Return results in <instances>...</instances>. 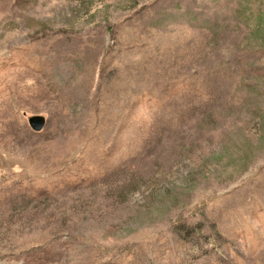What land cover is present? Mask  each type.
I'll return each instance as SVG.
<instances>
[{"label":"rangeland","instance_id":"rangeland-1","mask_svg":"<svg viewBox=\"0 0 264 264\" xmlns=\"http://www.w3.org/2000/svg\"><path fill=\"white\" fill-rule=\"evenodd\" d=\"M0 264H264V0H0Z\"/></svg>","mask_w":264,"mask_h":264},{"label":"water","instance_id":"water-1","mask_svg":"<svg viewBox=\"0 0 264 264\" xmlns=\"http://www.w3.org/2000/svg\"><path fill=\"white\" fill-rule=\"evenodd\" d=\"M46 124V119L43 116L36 115L29 118V125L35 132H41Z\"/></svg>","mask_w":264,"mask_h":264}]
</instances>
